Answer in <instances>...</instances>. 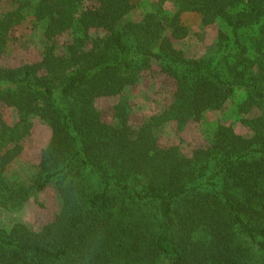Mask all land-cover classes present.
<instances>
[{"label": "trees", "instance_id": "16d2710c", "mask_svg": "<svg viewBox=\"0 0 264 264\" xmlns=\"http://www.w3.org/2000/svg\"><path fill=\"white\" fill-rule=\"evenodd\" d=\"M10 1L17 7L0 15V55L27 8L47 43L40 61L0 68V104L17 112L13 125L0 113V208L18 209L47 187L61 206L35 230L0 222V264H264V0H176L172 14L148 12L123 26L132 0L90 8L82 0ZM193 12L204 25L221 20L233 36L219 31L214 53L185 57L171 39L187 36L180 16ZM71 28L56 54L51 41ZM92 28L106 33L91 38ZM152 64L177 82L172 102L134 133L126 103L115 106L117 125L103 122L95 99L134 85ZM237 90L236 114L260 110L240 119L250 136L219 124L189 156L158 145L166 123L181 130ZM34 118L50 126V141L32 183L10 182L5 170Z\"/></svg>", "mask_w": 264, "mask_h": 264}, {"label": "rangeland", "instance_id": "374dc122", "mask_svg": "<svg viewBox=\"0 0 264 264\" xmlns=\"http://www.w3.org/2000/svg\"><path fill=\"white\" fill-rule=\"evenodd\" d=\"M35 1V0H33ZM133 9L123 17L120 25L139 20L148 12H161L169 15L176 10V0H132ZM86 8L95 7V0H82ZM17 7L10 0L0 1V15L14 10ZM180 22L188 34L183 39H171L175 48L182 50L187 58H199L212 54L217 48L219 31H224L229 36L233 33L221 20L204 25L198 13H183ZM44 24L37 22L33 16V9H24V19L9 34L5 51L0 55V68H14L25 63L40 61L45 41ZM246 31V30H245ZM241 31L243 38L256 33V28ZM251 31H253L252 34ZM76 32L71 28L57 35L51 43L55 46L56 54H63L66 44ZM106 31L102 28H92L89 36L95 38L103 36ZM90 43L85 44L89 49ZM177 82L163 73L156 64L141 73L139 80L134 85L126 86L119 94L102 96L95 99V106L101 113L103 122L117 125L114 117L115 106L126 103L129 107L128 130L134 133L151 116L166 108L173 100ZM243 98V92L237 90L234 96L224 103L220 110L208 109L202 113L199 120H190L181 129H177L174 122H168L157 130V143L160 147L177 146L186 155H191L196 148L206 147L216 127L219 124H230L234 131L244 137L251 135L250 130L241 122V118H254L260 115L258 108H253L246 115L235 112V104ZM0 113L3 120L13 125L17 120L14 107L0 104ZM51 138V128L47 123L34 118L32 129L22 140V151L7 166L5 175L10 182L30 185L37 172L41 151L48 145ZM61 206V198L53 187L40 191H33L29 200L20 208L5 210L0 208V222L5 229H10L14 223H23L30 229H38L51 222Z\"/></svg>", "mask_w": 264, "mask_h": 264}]
</instances>
